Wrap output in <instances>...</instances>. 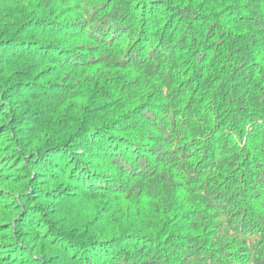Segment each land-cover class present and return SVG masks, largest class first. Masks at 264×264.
Masks as SVG:
<instances>
[{"label":"trees","instance_id":"16d2710c","mask_svg":"<svg viewBox=\"0 0 264 264\" xmlns=\"http://www.w3.org/2000/svg\"><path fill=\"white\" fill-rule=\"evenodd\" d=\"M0 264H264V0H0Z\"/></svg>","mask_w":264,"mask_h":264}]
</instances>
